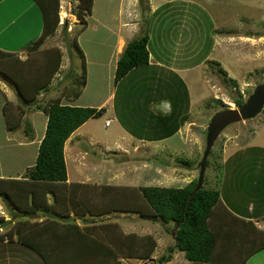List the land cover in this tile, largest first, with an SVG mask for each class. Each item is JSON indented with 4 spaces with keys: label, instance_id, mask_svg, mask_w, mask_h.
Returning <instances> with one entry per match:
<instances>
[{
    "label": "crops",
    "instance_id": "1",
    "mask_svg": "<svg viewBox=\"0 0 264 264\" xmlns=\"http://www.w3.org/2000/svg\"><path fill=\"white\" fill-rule=\"evenodd\" d=\"M4 1L5 0H0V4ZM127 1L128 0H123L121 2L122 6L118 11V24L116 29L109 28L97 18H92V7V13L86 17L87 25L78 37V42H85L88 47L91 48L87 49L86 52L88 55L87 82L78 98H63L64 101L62 103L85 107H104L105 112L100 116L88 119L67 139L65 143V160L69 175L65 182L51 184L35 183L33 185L39 190L28 188L30 194H26V196H29V198L33 197L31 191H40L43 201L45 199L48 203L53 201V210L45 214L41 211L38 213H24L23 210H18L16 206L11 205L12 200L10 198L4 200L0 196V214L4 216L5 220L8 222L6 225H0V233L9 230L19 218L26 217L31 223L44 222L46 220L41 225L35 227L29 225L28 229L22 230L23 236L26 235L29 240L37 242V244L43 248V255L39 252L40 256L37 253L38 250L22 243L17 235L14 234L12 237L7 236L4 239H0V264H91L95 261H100V258H93L91 255L93 242H98L104 247L107 244L105 238L101 236L103 231L100 227L108 223H113L119 224L121 225L120 227L123 228L125 226L124 216L126 214L135 216L136 213H139L143 216H155V209L148 205L138 193L140 192L138 188L145 184L138 185V182H133V179L127 180V176L135 170L146 168L150 164L156 165L154 164L156 161L164 163L162 167L156 165L158 172L160 169L165 171L166 168H172V170L167 173H174L178 170L177 168L182 167L185 169V167H188V165L181 161L178 162V164H173L172 160L175 159V154H178L181 149L190 147L189 138L193 132H197L194 136L199 138H201L200 135L203 134V132H201L203 128L201 126L203 124L201 123L200 125V121L204 118L201 107H198L201 100L195 105L193 95L190 93L189 84L186 82L187 72L194 71L197 67H200L206 62L205 58L209 56V51L203 52V41L193 44V37L196 30L187 27L188 23L190 25L192 24V18L190 17L193 13L192 9H194L193 7H197L195 3L193 1L190 2V0H163V2L159 4H156L154 0H147V5L152 9V16H149L148 22H146V14H144L143 24L145 25L138 30V26H135L137 23L135 22L134 26H126V21H128V17L130 16L128 11L132 9H129ZM134 1L137 2V0ZM126 2L128 6H126ZM32 4L36 7L35 3L32 2ZM160 10H163L162 14H159ZM134 14L135 16L138 15L137 13ZM40 18L43 24L41 15ZM17 20L20 21V19ZM13 25L14 24H9V26L0 28V32L1 30H5V32L9 33ZM28 27L36 29L35 35H32L30 38L39 36L43 29V27L39 29L34 23L30 22L28 23ZM100 29L105 31V33L101 34L104 37L97 35ZM88 30L90 31L89 34ZM184 33L188 34V40L186 41L184 40ZM140 34H148L149 36V63L134 68L119 82H116L115 73L118 59L123 53L127 43ZM23 37L24 33L21 39H23ZM110 37L114 39V42L111 44V51L109 52L107 50L106 55L110 53L109 57H105L106 55L103 54L105 50L100 53L93 52V44H99L100 48H103L107 45V39L109 40ZM1 40L2 35H0V48L8 51H17L10 47L12 45H4ZM154 41L157 44V49L155 50L150 46ZM216 41L217 39L214 38L210 51H212L213 47L218 45ZM109 46L110 44H108L107 47ZM77 48L81 53L82 51L79 46H77ZM86 53L84 54L82 52L84 57ZM199 54H202V58L196 63L190 64ZM183 62L184 64L182 65ZM107 66L108 69H106V72H112V78L110 79L113 80V83L107 84V91L103 100L95 101L96 95L100 93L98 89L94 91L92 88L91 91L96 92L94 93L95 95H93L94 97L89 100L85 98L83 102H80L84 91L90 89L91 84H89V81L92 74L96 76V80L98 78L101 80L103 78L102 74L104 69ZM111 66L112 69H110ZM61 67L62 63L60 69ZM137 78L140 80H137ZM8 80L10 81L9 78ZM54 81L55 78H53V83H55ZM51 84L49 85L48 91H50L51 87H53L51 89L52 93L59 91L58 86L56 87L55 84ZM56 84H58V82ZM9 92L10 96H7L0 91V97H3L0 99V102L4 104V102L11 101L10 98L12 99L13 93L16 92L12 90H9ZM44 94L45 92L41 93V97L44 96ZM33 109L34 108L28 109V112ZM40 114H43L42 111H35L31 114V116H34L35 119L38 118L37 120L40 121L39 125L34 123L31 125L35 131L34 135L29 128V123L26 125V128L25 124L22 123L24 126L21 131L19 126L16 125L18 119L15 118V111L9 106L8 116L12 117L10 119L14 123L8 125L5 115L4 122L1 124L0 170L2 173L0 172V178H5L7 180H22L24 178V174L22 173H25L24 167L28 166L27 168H29L35 164L39 146L45 135L48 121V114L44 113L43 116L45 115L44 117L46 118L39 119L40 116L43 117ZM198 114L200 116H198ZM105 115L109 117L107 116L105 118ZM99 119H101V121L105 119L104 125L107 129L115 122V127L110 132V135H107V133H99L101 131L94 128L93 121H100ZM107 120H110L108 125L106 124ZM37 126H39V128L36 129ZM17 128L18 130H16ZM17 131H19V133L23 132L24 135L21 137L17 136ZM37 131H40V134H38ZM199 132L201 134H199ZM104 136H112V140H108L110 138H104ZM82 138L85 139L84 144L81 143ZM68 145L72 152L80 148L81 145H84L86 147L84 148V153H88L89 151L93 152L94 145L103 146L104 154L101 156L103 157L102 161L99 159H91V163H89L90 166L92 165V172H94L93 177L95 178L85 180L81 174L79 175L81 177L78 178L77 174L72 175V172L70 173L66 151ZM12 150H14L13 153ZM2 151L4 155H2ZM166 151L172 152L170 153L172 157L170 159L160 158V156L167 153ZM96 153L97 152H94L92 155L95 156ZM113 154L124 155V158L118 160L119 157ZM16 156L19 160L20 158L23 159V161L17 163L13 159ZM105 158L113 159H108L109 165H104L102 162ZM80 163L81 162L78 160L73 163V166L79 168L81 167ZM228 165L229 162H226L223 166L226 167L227 177L225 181L227 182L228 178L232 176L230 171L234 169L232 166L230 169ZM245 166L250 169L247 179L252 183L250 185L251 187L256 189L259 185L264 184V173L260 174L264 169V163L253 165L248 163ZM9 167H18L20 171L16 174L5 175ZM121 171L126 173L123 178L124 181L116 182L118 177L117 173ZM163 175L165 176L166 173ZM170 176L168 175L166 177L168 179V184H171L172 187H183V185H188V183L185 184L181 174ZM258 176H260V178H258ZM258 179H261L259 183ZM251 180H253V182ZM102 182H104V185L100 187L98 183ZM191 182L192 180L190 183ZM115 183H119L120 187H122L123 200L120 201L121 204L117 203L116 199L119 197L115 198L116 195L114 196L116 201L111 200L113 197L112 193H114L113 190L118 187ZM10 185L15 186L16 184L10 183ZM150 185L151 184H148L147 186ZM8 187L12 188L10 186ZM109 187L111 188L110 190ZM20 188L24 189V185H21ZM44 190H46V192ZM48 192H50L49 195H47ZM94 192H96L95 194L97 195H95ZM45 193L46 196H44ZM242 193L244 194L245 192ZM252 198L253 199L246 204V210L240 211L241 214L247 213H245L246 215L243 217L229 212L227 208H225L224 211H217L214 209L209 222L211 228L216 232L218 245L221 248H226L228 245H226L225 242H231L237 234L239 238L246 240L243 242H247L250 239L251 242L255 240L251 248L259 247L261 242L264 241V190L259 194L258 198L254 199L253 196ZM126 200L130 201L129 206H127L128 204L126 203H122ZM110 214L115 218L106 221L102 219L105 215L109 216ZM71 221L79 225L83 231L91 233V235L89 234L90 237L83 236L80 240L83 242L81 245L84 248L88 246L87 249L90 251V255H82L79 257V260L77 257L71 256L69 252L70 248L74 247V238L67 237L63 232V229H66V225ZM134 225L135 223H133L132 226ZM94 227L97 231L94 230ZM69 228L72 229L70 225L68 226V229ZM116 228L119 229L118 227ZM219 232L224 234L220 235ZM94 236L96 238H93ZM121 241H123V239H121ZM61 247L68 248L69 250L62 252L60 249ZM179 252L180 251L175 250L174 255ZM172 257L166 263L170 262ZM122 258L137 260L134 258ZM218 262L219 261L215 260L213 264H220ZM182 264L185 263L183 262ZM242 264H264V248L250 255Z\"/></svg>",
    "mask_w": 264,
    "mask_h": 264
},
{
    "label": "rangeland",
    "instance_id": "2",
    "mask_svg": "<svg viewBox=\"0 0 264 264\" xmlns=\"http://www.w3.org/2000/svg\"><path fill=\"white\" fill-rule=\"evenodd\" d=\"M122 1L123 0H94L92 18H97L109 28L116 29L118 24L117 15L119 8L122 6ZM191 1H193L197 7H193L194 9H192L193 13L190 16L192 18V24L190 25L188 23L187 25V27L190 29L196 30V33H194L193 37V44L197 42L201 43V41H203V52L209 51V56L205 58L206 62H204V64H202L200 67H197V69L194 71H188V75L186 74L187 81L185 80L187 84H189L190 93L193 95L195 105L201 100V103L198 105V107H201L204 118L202 121H200V125L201 123L203 124L201 126L203 127L201 131L203 134L200 135L201 138H199L194 136L197 132H193L189 138L190 147L181 149L178 154H175V159L172 160L173 164H178V162L181 161L182 163L188 165V167H185V169L182 167H180L181 169L177 168L178 170H176L174 173H167L170 172L172 168H166L165 171L160 169L159 173L156 165L162 167L164 163L156 161L154 163L156 165L150 164L146 168H142L137 171L135 170L136 172L133 171V173H130L129 176H127L128 174L126 175L128 178L127 180L133 179V182H138V185L145 184L143 186H147L148 184H151L150 186L162 185L172 187L171 184H168V179L166 176L179 174H181L183 177L182 179L184 180L185 184H190L191 180L197 184L200 170L199 162L202 159L206 148L207 127L211 117L221 109L237 107L238 105L234 102L236 98H243L246 101L255 87L261 83H264V0H190V2ZM32 2L36 4V7L32 4ZM127 2L129 4V9L132 8L133 10L130 9V11H128L130 16L128 17V21H126V26H134L135 22L137 23L135 26H138V30L141 29V27L143 28L145 25L143 24V15L146 14V22H148L149 16H152V9L147 5V0H137V2L134 0H128ZM127 2L125 3L126 6H128ZM154 2L159 4L163 2V0H154ZM78 3V0H60L59 24L57 29L42 43V45L39 47L38 53L35 55V58L25 68L28 70L27 76L28 78H31L30 80L33 84H35L37 78H43L44 74L46 73L44 69L48 62L44 60L48 51L55 52L54 50H61V57L63 60L62 67L57 72L58 74L56 73L57 75L54 76L55 83H53V80L51 81L52 84L50 83L51 85L55 84L56 87L60 86V89L66 86L67 82L69 81V75L72 76L71 73L81 72L82 59H84L87 67L88 55L86 52L87 49L91 48H89L85 42H78V37L80 35L78 31L84 24L82 21H80L79 17L75 13ZM134 13H137L138 15L135 16ZM162 13L163 10H160L159 14ZM40 15L42 16V20H44L42 10L35 0H5L0 4V28L9 26V24H14L10 28L11 31L9 33L5 32V30H1V42L4 45H12L10 47L13 48V50H17L15 52L18 53L19 58L22 60L33 56L32 54H29V46L31 47L32 44H36V40L42 34L41 32L39 36L30 38L32 35H35L34 33L36 29L28 27L29 22L34 23V25L39 27V29L40 27H43ZM17 19H20V21ZM89 32L90 31L88 30V34ZM23 33L24 37L21 39ZM103 33H105V31L100 29V32L97 33V35L102 37L103 35L101 34ZM187 35L188 34H185L184 36L185 41L188 40ZM214 38L217 39L216 42L218 45L213 47L212 51H210ZM76 42L80 50L84 54L86 53L85 57L82 52L80 53L76 46ZM113 42L114 39L110 37L109 40L107 39V45L103 48H100L99 44L95 43L93 44V52L100 53L105 50L103 54L106 55L107 50L109 52L111 51V44ZM108 44H110L109 47H107ZM150 46H152L154 50L157 49V44L155 41L153 44H150ZM109 55L110 53L105 57H109ZM201 58L202 54L197 55V58L192 60L190 64L196 63ZM183 64L184 62L182 65ZM92 66L95 67L94 65ZM106 69H108V66L104 69L102 74L103 80L101 79L102 81L99 78L96 80V76L92 74L89 81V84H91L90 89L88 91H84L80 102H83L85 98L86 100L92 99V97H94L93 95H95L94 93H96L94 91H97V89L100 94L96 95L95 101L103 100L107 91V84L113 83V80L110 79L112 78V72H106ZM110 69H112V66ZM137 80L140 79L137 78ZM57 82L58 84H56ZM49 85L47 88H41L39 90V98L37 97V99L32 104L36 105L41 103L43 106H46L49 101L55 100L57 97H61L62 93H64L63 90L52 93L51 89L53 87H51L50 91H48ZM92 88L94 91H91ZM9 90L15 91L17 93H13V98H10L11 101H9V106H12L13 103L22 101L20 95H18L17 82L11 76H6L5 74L0 73V91L2 94L10 96ZM43 92H45V94L41 97L40 94ZM2 98L0 97V99ZM65 98L67 97H64V99ZM63 101L64 100L62 99V102ZM4 106L5 102L4 104L0 102V130L1 124L4 122ZM35 111H42L43 114L45 113L42 109L37 110L36 108L32 111L29 110L31 113L27 111L22 114V116L18 114L20 119L16 125L19 126L21 131L24 126L22 123L25 124V128L29 123V128L35 135V131L31 125H33V123L36 125L40 124V121L37 120L38 118L35 119L34 116H31V114ZM43 114L40 115L43 116ZM44 116H40L39 119L46 118ZM107 116L108 115H105V118ZM198 116L200 115L198 114ZM99 120L100 121H93L94 128L98 131H101L99 133H107V135H110V132L115 127V122H113L112 126L107 129V127L104 125L105 119L102 121L101 119ZM37 128H39V126H37L36 129ZM16 130H18V128ZM37 132L40 134V131ZM16 134L19 137L24 135L23 132L19 133V131H17ZM199 134L201 133L199 132ZM1 138L2 136H0V140ZM104 138H110L108 140H112V136H104ZM84 141L85 139L82 138L81 143L84 144ZM84 148L86 147L81 145L80 148L72 152L70 151L69 145L67 146L66 151L69 171L70 173L72 172V175L77 174L78 178L82 176L85 178V180L89 178L93 179L95 178L93 177L94 172H92V165L90 166L89 163H91V159H99L102 161L103 157L101 156L104 154L103 146L94 145V151H89V154L87 152H83ZM13 152L14 150H12V153ZM94 152H97L95 154L96 157L92 155ZM166 152L167 153L163 154V156H160V158L170 159L172 157V154H170L172 152ZM2 155H4L3 151ZM113 155L119 157L118 160L124 158V155ZM13 159L17 163L23 161L21 158L19 160L17 156ZM108 159L110 160L113 158H105L102 163H104V165H109ZM78 160L81 162V167L79 168L73 166V163ZM226 162H229L228 166L230 169L234 167V169L230 171L232 176L228 178V182L225 181L227 177L225 170L226 167H223ZM248 163L251 165L264 163V109L252 119L242 120L227 126L215 141L212 151L208 157L204 183V188L206 189L220 190V202L214 209L217 211H224L225 208H227L229 212L238 214L241 217L247 214L246 212V214H241L240 211L246 210V204L249 203L251 199H253L252 196L254 199H256L264 190V184L259 185L256 188L258 190L250 186L252 183L247 179L250 169L245 166ZM27 167L28 166L24 167L25 173L23 172L22 174H26ZM19 171L20 169L18 167H9L8 170H6L5 175L16 174ZM123 171L117 173L118 177L116 182L124 181L123 178L126 173ZM0 172L2 173L1 170ZM164 173H166L165 176L163 175ZM263 173L264 169L260 174ZM80 174L81 176H79ZM258 178H260V176H258ZM251 181L253 182V180ZM259 181H261V179H258V183ZM115 184L118 187L113 190L114 193H112L113 197L111 200H117V203L121 204L120 201L123 200L122 187H120L119 183ZM98 185L102 187L104 182L98 183ZM185 186L183 185V187ZM110 189L111 188L109 187V190ZM242 192L245 193L243 194ZM49 193L50 192H48L47 195H49ZM95 193L96 192H94V194ZM138 193L141 195L140 192ZM114 196L115 198H119L115 200ZM31 201L32 197L29 198V202ZM16 204L17 203H11L12 206H16ZM31 204L32 203H28L21 206L19 210L27 212L29 211L28 206ZM49 204H52V207L54 208L53 201H50ZM127 206H129V204ZM42 213L45 214L48 212L42 211ZM113 218L115 217L110 214L109 216L105 215V217L102 219H105L104 221H106ZM20 219L23 221H30L26 217ZM124 220L125 226L123 228L126 229H123L120 227L121 225H119V229L116 227L110 228L108 234H114L116 237L118 236V238L121 237V239L124 241H127L126 236L130 235L131 237L129 238L128 243H130L132 240H137V245L139 248L135 249L144 255L148 253L149 249L153 245L155 246V249L153 252H151L150 257L148 258L127 260L117 256V260L119 261L118 264H160V258L162 256H173L175 250L180 251L178 249H175L172 253L169 251L170 247L176 245L174 234L175 222H165L161 219L157 211H155V216H143L139 213H136L135 216L126 214L124 216ZM133 223H135L134 226H132ZM219 234L221 235L224 233L219 232ZM105 241L107 242L105 246L108 249L114 247L108 239L105 238ZM243 241L246 240L239 238V235L237 234L231 242H225V244L228 245L226 248H221L217 243L214 253L216 258L215 260L219 261L218 263L220 264H242L245 260V257H248L249 255L248 251L251 249V245L255 243V240L254 242H251V239L247 242ZM22 243L24 242L22 241ZM37 253L39 254V251ZM100 259V261H95L91 264H109L113 260H108V258L105 259V257H100ZM166 262L167 261L161 264H165ZM183 262L185 264H199L187 259L184 251L176 253L172 257L171 261L166 264H182Z\"/></svg>",
    "mask_w": 264,
    "mask_h": 264
},
{
    "label": "trees",
    "instance_id": "3",
    "mask_svg": "<svg viewBox=\"0 0 264 264\" xmlns=\"http://www.w3.org/2000/svg\"><path fill=\"white\" fill-rule=\"evenodd\" d=\"M35 1L42 10L44 20L43 31L36 40L37 43L34 45L32 44L31 47L29 46V54H32L33 56L22 60L15 51H8L0 48V73L5 74L6 76H11L17 82L18 95H20L22 99L21 102H23L21 103L19 101L16 104H12L11 108L14 109L15 114H17L15 115V118L19 121V117L30 108L42 109L48 114L45 135L41 140L35 164L27 168L26 174L22 180H7L5 178H0V196L4 200L10 198L12 202L17 203L16 208L18 210L21 206L32 203L28 206L29 211H24L25 213H38L40 211L50 212L53 210L52 204H49L46 199L44 201L41 199L40 191H31L33 197L32 201L29 202V196H26V194H30L28 188L37 189V187L33 185L35 183L51 184L65 182L68 179L64 150L67 139L88 119L100 116L105 112L104 107H85L62 103L64 97L75 99L82 93L87 82V67L84 59H82L81 72L71 73L72 76L69 75V81L62 89L58 86V90H63L64 92L61 97L49 101L46 106H43L41 103L36 104L37 106L32 104L37 99L39 90L41 88H47L51 83L62 63L61 50H54L55 52L48 51L44 60L48 62L44 69L46 72L44 77L37 78L35 84H33L30 80L31 78H28L27 76L28 70L25 69L26 66L35 58V55L39 51V47L49 35L54 33L59 24L60 0ZM78 2L75 13L80 21L84 23L82 26L83 28L81 27L78 31L80 34L87 25L86 17L92 13L94 0H78ZM148 43V34H140L127 43L117 62L115 73L116 82H119L134 68L149 63L150 52L148 49ZM76 45H78L77 42ZM234 102L238 106H241L245 100L243 98H236ZM4 114L6 115L8 125L14 123L10 119L12 117L8 116L9 101L5 103ZM18 114L20 116H18ZM10 183L16 185L11 186ZM204 183L205 178L200 188L197 187L198 183L196 184L192 181L185 187L141 186L138 190L140 191L141 197L148 205L152 206L155 211L158 212L162 220L165 222H175L174 234L176 245L169 248L170 253L175 249H178L184 251L186 258L192 262H197L199 264H213L216 259L214 253L217 247L218 238L216 232L211 228L209 220L213 215L214 208L220 202V190L206 189L204 188ZM21 185H24V189L20 188ZM8 186L12 188H9ZM44 191L46 192V190ZM44 196H46V193ZM122 203L129 204L130 201L126 200ZM44 222L31 223L19 218L9 230L0 233V239H4L7 236L12 237L17 233L16 235L19 240L23 241L24 244L29 247L38 250L43 255V248L39 246L37 242L29 240L26 235L23 236L22 230L28 229L29 225L35 227ZM7 223L8 222L5 220L4 216L0 214V225H6ZM69 225L72 229H68ZM95 227L94 230L97 231ZM113 227L119 228V224L108 223L103 225V227H100V229L103 231L101 236L108 239L114 247L108 249L106 246L104 247L98 242H93V249L91 250L93 258L105 257L106 259L108 258V260H114L109 264H118L119 261L117 260V256L134 259L150 257L151 252L155 249L154 245L149 249L148 253L145 255L141 254L136 250L139 248L137 240H132L128 243V240L131 237L130 235L126 236L127 241H121V237L118 238V236L116 237L114 234H108L109 229ZM63 230L64 235L72 239L74 238V247H71L70 250L61 247L60 249L62 252L69 250L70 255L77 257L78 260L82 255H90V251L87 249L88 246L84 248L81 245L83 242L80 241L83 236L91 235L90 232L83 231L79 225L72 221L69 222L66 225V229L64 228ZM93 238L96 237L94 236ZM263 248L264 241L261 242L259 247L257 246L249 249L248 257ZM248 257H245V260ZM170 258L171 255L162 256L160 258V264L170 260Z\"/></svg>",
    "mask_w": 264,
    "mask_h": 264
},
{
    "label": "water",
    "instance_id": "4",
    "mask_svg": "<svg viewBox=\"0 0 264 264\" xmlns=\"http://www.w3.org/2000/svg\"><path fill=\"white\" fill-rule=\"evenodd\" d=\"M264 109V83L255 87L253 92L248 96L247 100L237 107H228L217 111L210 119L207 127L206 148L202 159L199 162V179L198 188L204 182L205 173L207 170L208 157L214 146L215 141L221 132L229 125L242 120L254 118Z\"/></svg>",
    "mask_w": 264,
    "mask_h": 264
},
{
    "label": "built area",
    "instance_id": "5",
    "mask_svg": "<svg viewBox=\"0 0 264 264\" xmlns=\"http://www.w3.org/2000/svg\"><path fill=\"white\" fill-rule=\"evenodd\" d=\"M110 123V120H107L106 124H109Z\"/></svg>",
    "mask_w": 264,
    "mask_h": 264
},
{
    "label": "bare ground",
    "instance_id": "6",
    "mask_svg": "<svg viewBox=\"0 0 264 264\" xmlns=\"http://www.w3.org/2000/svg\"><path fill=\"white\" fill-rule=\"evenodd\" d=\"M70 15V14H69Z\"/></svg>",
    "mask_w": 264,
    "mask_h": 264
}]
</instances>
